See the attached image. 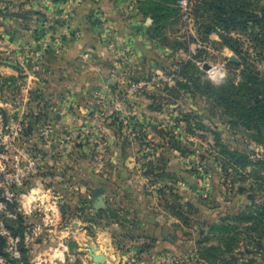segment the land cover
Listing matches in <instances>:
<instances>
[{"label": "rangeland", "instance_id": "obj_1", "mask_svg": "<svg viewBox=\"0 0 264 264\" xmlns=\"http://www.w3.org/2000/svg\"><path fill=\"white\" fill-rule=\"evenodd\" d=\"M0 234V264H264V0H0Z\"/></svg>", "mask_w": 264, "mask_h": 264}, {"label": "water", "instance_id": "obj_2", "mask_svg": "<svg viewBox=\"0 0 264 264\" xmlns=\"http://www.w3.org/2000/svg\"><path fill=\"white\" fill-rule=\"evenodd\" d=\"M230 62H232V63H236V64L239 63L234 57L230 58ZM89 255L91 256L92 260H93L95 263H101V262L105 261V257H104V256H101V255H96L94 249H92V250L89 252Z\"/></svg>", "mask_w": 264, "mask_h": 264}, {"label": "trees", "instance_id": "obj_3", "mask_svg": "<svg viewBox=\"0 0 264 264\" xmlns=\"http://www.w3.org/2000/svg\"><path fill=\"white\" fill-rule=\"evenodd\" d=\"M5 247H6V240L4 236L0 234V256L3 255V250L5 249Z\"/></svg>", "mask_w": 264, "mask_h": 264}]
</instances>
